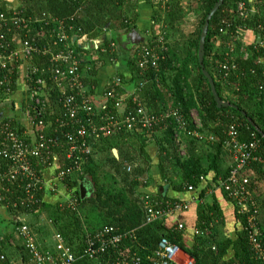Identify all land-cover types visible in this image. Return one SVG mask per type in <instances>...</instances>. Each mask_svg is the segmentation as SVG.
<instances>
[{"label": "built area", "instance_id": "obj_1", "mask_svg": "<svg viewBox=\"0 0 264 264\" xmlns=\"http://www.w3.org/2000/svg\"><path fill=\"white\" fill-rule=\"evenodd\" d=\"M14 1H0V105L14 103L15 108L10 114L13 115L14 125L3 122V116L0 119V206L13 218L14 233L22 240L34 264H76L79 259L96 260L105 256L111 258L101 264H143L142 257L136 251L127 254V250L122 248L125 238L133 239L136 247L143 248L137 240L136 229L118 233L113 226H104L87 234L86 246L76 256L59 233L55 234L54 250H42L36 234L27 224V216L40 212L39 205L47 194L55 196L58 205L77 211L79 197L70 185L83 175V166L90 154L89 140L93 136L113 134L122 129L138 128L151 134L171 128L174 139L180 145L181 156L185 153L183 139L200 140L203 137V128L195 121L192 112L188 117L178 108L153 112L141 97L142 89L149 82L143 76L144 72L153 70L157 73L162 55L167 52L163 36L153 35L150 43L146 41L132 51L130 59L143 76L137 86L122 92L121 79L115 76L108 84L110 88L96 99L83 82L84 73L80 69L82 59L70 45L67 30L73 28L74 16L48 20L46 14L42 13L41 16L32 17L25 13L18 1ZM237 1L233 0L232 6L223 8L216 36L228 35L230 41L245 42L242 33L253 30L245 28L243 23L253 15H259V6L264 5V0H240L235 4ZM44 21L57 24V31L52 29L48 35L54 39L53 44L58 45L56 51L52 52L49 47L41 45L46 33L38 26ZM77 43L88 49L87 34L77 38ZM252 44L253 50H264V34L257 36L255 33ZM231 51L223 54L221 60H216L224 81L232 73L239 72ZM34 54L49 55L47 69L32 65L30 60ZM258 62L264 64V58ZM15 75H18L16 79ZM258 89L261 90L262 85ZM52 90L58 92L55 100L61 110L55 115V126L45 119L46 96ZM16 94L21 95L19 101L15 100ZM108 99L113 102L115 115L106 111ZM128 100L133 106L130 110L126 105ZM11 108L3 107L4 111L0 110L6 115L5 109L11 111ZM240 126L235 120L223 126L221 144L231 155L233 164L225 176L217 179L214 187L233 203L237 213L245 217L248 243L254 256L264 262V233L260 231L257 221L259 206L249 181L243 178V169L260 161V140L254 132L250 133L249 140H241ZM135 166V163H125L127 172H132ZM204 180L201 176L200 181ZM138 181L146 183L147 178L140 176ZM187 191L193 193L196 188L188 186ZM136 196L145 225L160 222L175 212L189 208V202L160 199L151 193ZM183 228L184 225L179 223L175 230L181 231ZM4 243L5 237L0 235V262L6 259L2 249ZM180 252L177 245L162 237L153 252V264H194L192 259H175Z\"/></svg>", "mask_w": 264, "mask_h": 264}, {"label": "trees", "instance_id": "obj_2", "mask_svg": "<svg viewBox=\"0 0 264 264\" xmlns=\"http://www.w3.org/2000/svg\"><path fill=\"white\" fill-rule=\"evenodd\" d=\"M17 1L23 7L25 13L32 17L41 16L42 13L46 14V19L48 20L74 16L73 28L67 30L71 47L75 50L76 54L80 52L86 54L94 52L98 54L97 57L87 58V60H82L80 63V69L84 73L83 82L92 95H95L97 87L95 76L98 69L111 61L117 59L120 61V52L121 54L125 52L119 47L118 34L120 32L116 33L117 30H122L121 32L123 33L137 26L136 19L138 13L134 0ZM124 1L128 5L130 12L123 15L122 18L116 14L113 15L111 7L120 6ZM216 1L191 0L196 5H200L202 12L193 7L192 12L197 14L192 24L187 26V28L192 27L191 31L188 29V32L184 27L186 21L180 1L172 0L169 3L165 11V24H169V27L176 32H181L180 36L184 37L183 39L186 44L185 54L180 58L176 51L168 49L162 55L160 70L157 73L153 70L144 72L143 76L147 77L149 82L140 94H142L141 97H144V89L145 91L148 90L151 96H146L147 99L145 97L142 99L145 105L153 112H158L165 108H178L183 115L188 117L193 109H197L204 128L211 129L221 137L220 143L217 144L216 150L212 153L197 155L194 153L193 149L195 148H193V145L198 141L191 139L190 142H196L187 148L184 156H181L180 145L174 139L171 128L164 131H154L155 133L153 132L150 136H147L148 133L135 128L134 130L122 129L113 134H100L97 137H91L89 140L90 154L83 166V175L78 180L74 179L75 181L71 182L70 185L75 188V193L79 197L77 211H72L58 204H50L46 199H43L39 205L40 210L45 213L46 220L53 224L57 229V233L62 236L66 246L76 256L80 255L86 246L87 234L94 233L96 230L108 225L113 226L118 233H124L130 229L137 230L136 237L143 248L136 247L134 245L135 241L133 242L131 238H125L122 248L127 250V254L136 251L142 257L143 264H153V252L157 249L158 242L162 237L167 238L172 244L177 245L181 250L188 253L192 257L194 264H264V262L254 256L252 248L248 243L247 231L245 230V217L237 213L235 208L234 215L241 224V228L235 231L234 240L222 234L224 223L218 202L215 198L212 203L201 202L203 196H205V189H201L199 192L196 207V225L200 235L195 236L192 249L184 245L185 242L181 235L182 231L178 232L174 228H165L162 225L163 220L155 222L152 225L143 224V212L139 199L136 196L150 193L145 190L149 184V178L146 183L138 181L140 176L150 171L151 158L146 150L150 143H155L158 147V169L161 178L167 182L165 185L167 184L169 188L176 192L187 190L188 186L197 189L202 182L200 181V177L203 176L207 180L210 172L215 173L214 180L217 176H225L229 172V168H221L220 160L223 156L221 131L223 126L232 120L237 121L241 125L239 128L241 140H249L251 132H254L259 138L260 150L258 155L260 156V161L252 163L251 165L253 166L251 168L254 173L252 176L256 174L264 182V138L246 120L247 118L251 119L264 133V74H262L264 64L258 62L260 58H264V50H253V47L250 45L246 48L247 55L235 57L239 66V72L237 73L240 78L239 92H237V97L234 100L230 99L229 102L237 106V109L231 107L217 108L210 85L207 78L201 72L197 57L201 28L207 14ZM84 3L85 6L82 10L81 5ZM232 4L233 0H224L222 6L210 20L205 40L204 67L213 77L217 94L221 99H223L222 87L224 80L222 79L223 74L217 68L216 60H221L223 55L213 53L214 44L212 40L219 33V18L223 8L225 6H232ZM260 23H262L263 28H259ZM243 26L253 30L257 36H263L264 17H261L260 14H255L251 19L243 23ZM38 27H42L46 33V36L41 39V45L49 47L52 52L56 51L58 45H54V39L48 35L52 29L57 31V24L51 21H44ZM110 27L114 30V36L110 39L106 38L104 44L98 48L91 49L89 47L86 49L78 45L77 38L82 34H87L90 39H93L106 33L105 30L111 29ZM232 31L235 32V29ZM224 37L229 38L228 35ZM38 39L40 40V38ZM151 41L152 37L147 39V42L150 43ZM59 45L60 47L62 46L61 43ZM117 47L118 51H116ZM211 55L212 57H210ZM125 59L128 60V57ZM49 60V55L34 54L30 62L33 66L47 69L50 64ZM128 64L133 73L131 80L125 81L122 73H117L115 76L121 79L122 87L127 86L129 90H132L138 85L143 76H140V69L133 65L132 61L128 60ZM17 76L15 75L14 79ZM259 85H262L261 90L258 89ZM109 88L110 85H107L106 90ZM56 96H58L57 90H52L51 94L46 96L45 119L51 122L52 126L56 125L54 122L55 115L61 111L55 100ZM126 105L128 110L133 108L130 100L126 102ZM106 106L107 112L116 114L113 102L109 99ZM3 107L12 108L11 111L6 109V115L3 114V117L1 116L2 121L4 120L14 125L13 115H10L13 109H15L14 103L0 105L1 110H3ZM53 111L54 114L52 113ZM58 127L62 128L60 125ZM112 148L118 151L119 158L114 156ZM98 156L100 158H97ZM125 163H135L136 166L132 172H127ZM246 169L247 167L243 171ZM173 175L178 176L179 180L174 181ZM86 178L92 179L95 192L90 197L81 200L79 184ZM118 183H120V187H116ZM249 185H251V189L254 192V187L256 186L253 177ZM254 194L257 199L258 195L255 192ZM155 195L153 196L161 198L160 193L157 194L156 192ZM163 199L171 198L164 195ZM258 199V227L264 233V223L261 222L262 217L260 214L261 210L264 209V198L263 200ZM211 223L212 225H210ZM0 235L4 236L5 242H7V236L4 233ZM5 246L6 243L2 244L3 252L6 255ZM212 246L214 249H212ZM19 249L24 253L23 259L25 263L34 264L30 260L23 243ZM229 249L233 250L231 257L227 256ZM108 258L111 257H98L96 260L88 258L79 259L76 264H87V261H91L92 264H101V262H105ZM0 264L10 263L6 258ZM169 264L174 263L170 262Z\"/></svg>", "mask_w": 264, "mask_h": 264}, {"label": "crops", "instance_id": "obj_3", "mask_svg": "<svg viewBox=\"0 0 264 264\" xmlns=\"http://www.w3.org/2000/svg\"><path fill=\"white\" fill-rule=\"evenodd\" d=\"M137 3H138V10H137L138 16L136 19V25H137L136 27L139 29L140 34L143 33L145 35V37H143V36L142 37L144 38V42H146L147 39L152 36V34L149 32V29L151 28V23H152L151 17H152V12H153L154 8L152 7V4L150 2L148 3V1L145 2L143 0H137ZM106 31L107 30H105V32ZM120 33H122V32H120ZM103 37H104V39L107 38V36H102V38ZM94 42L96 43V41H94ZM97 47L95 46L94 48H97ZM80 54L84 55V60H87V58H90L86 55V53L80 52ZM120 55H121L120 61H119V59H117L115 61H111L107 64L102 65L98 69L97 74L95 76L96 80H97V87L95 89L96 99L101 97V95L105 91L107 85L111 82V80L115 77V75L117 73H122V75H124L125 81H129L132 79L133 73L130 70L129 64H128V60L132 61V59H129V58H128V60L125 59L128 57V54H124V55L120 54ZM132 64L134 65L133 61H132ZM122 88L124 89V90H122V92H125L126 90L129 91V88H127V86H123ZM144 94H146V95H144ZM143 96L147 99L146 96H151V95L149 94L148 90L145 91V89H144ZM20 97H21L20 94H16L15 100L17 101L18 99H20ZM153 106H154V104H153ZM150 135H152V133L148 134L147 136H150ZM214 136H215V133H211V137L213 138V140H215ZM220 138L221 137H219L217 135V137H216L217 143H220ZM198 142L201 143L200 141H198ZM196 145L198 146V144H196ZM197 146L194 147L195 149H193L194 153H196L197 155L198 154H204V152H202V148L197 149ZM216 146H217V144H216ZM221 146H222V144H221ZM113 149H115V148H112V152H113ZM146 150H147V152L151 158V166H150V171L148 173H145V175H143V177H146L147 179L149 178V184H148V186H146L145 190H147L148 192L155 195L156 192H157V194H159L160 186L167 187V190L165 192V196H168L171 199L189 202V208L186 211L175 212L174 214L166 217L165 219H163L162 225L167 229H169V228L175 229L177 224L182 223L184 225V228L181 230L182 232L178 231V229L176 231L181 232V235H182L183 240L185 242L184 245L186 247L192 249V246L194 245L195 236L200 235V233L197 229L198 227L196 225V223H197L196 207L198 204V200H194V199L199 197V192L201 191V189H205V196H203V200H201V202L202 203H212L214 201V198L216 199V201L218 202V205L220 207V210L222 212V216H223L224 225H223L222 234L224 236L229 237L232 240H234L235 239V231L239 230L241 228V224L235 218L233 203L230 202L227 199V197L220 190H218L214 187L215 182L217 181V179L220 176H217L216 179L214 180L215 173L210 172L207 176L208 177L207 180H204L200 183V186L196 189V192L192 193V192L187 191V190H184L182 192H176L173 189L169 188V186L167 184L165 185V183H167V182L161 178V175H160L159 169H158V158H157L158 147L156 146V144L150 143L147 146ZM222 152H223V156L220 160L221 168L222 169L230 168L233 164V160L231 158V155L228 153L227 150H225L223 148V146H222ZM224 155H225V157L228 158V161L224 157ZM100 157H101V155H100ZM100 157L98 156V158H100ZM115 157L119 158L118 151H117V156H115ZM252 166L253 165L247 167V169L245 171H243V175L246 174L248 176V177H246V179L249 182L253 177V181H254L255 186H256V185H258L256 183V181H259V176H257L256 174L254 176H252L254 174L252 171V168H251ZM172 178L174 181L179 180L178 176H176V175H173ZM45 199L50 204L56 205L58 203V199L52 195L45 196ZM160 199H163V197L161 196ZM263 211H264V209L261 212V217H262L261 222L262 223H264ZM1 213L2 214H0V218H1L0 220H2V222H4V224H3V226H2V224L0 225V228H1L0 234L4 233L7 236V242H5L6 243V246H5L6 258L9 260L10 264H26L25 260L23 259L24 253L21 252L19 249V247L22 245L23 242H21V239L18 238L14 233V229H13L14 228V220L7 211H6L7 214L5 212L4 213L1 212ZM44 214L45 213H43L42 210H40V212H38L37 214H32V215L27 216V220L29 219V221H30V227L32 228V230L36 234V236H38V234H37V232L34 231L33 226L31 224H33L34 221H38L40 219H44L45 221H47ZM30 219H33V221H31ZM85 227H86V225H85ZM46 249L54 250L53 247H46ZM18 251H20V252H18ZM179 255L182 257L183 260L184 259H192V257L188 253L184 252L183 250H181ZM232 255H233V250L229 249L227 256L231 257ZM86 263L92 264L91 261H89V262L87 261ZM93 264H95V263H93Z\"/></svg>", "mask_w": 264, "mask_h": 264}, {"label": "rangeland", "instance_id": "obj_4", "mask_svg": "<svg viewBox=\"0 0 264 264\" xmlns=\"http://www.w3.org/2000/svg\"><path fill=\"white\" fill-rule=\"evenodd\" d=\"M136 2L135 4V8L136 11L138 10V3L137 0H134ZM145 2L148 1V3L150 2L152 4V7L154 8L153 12H152V17H151V28L149 29V32L152 34V36L154 35V37H158L157 35L163 36V41L165 43V46L167 47V51L168 49L174 50L176 51V53L178 54V56L180 58H182L185 54V50H186V44H185V40L183 39L184 37L180 36L181 32H176L175 30L171 29L169 27V24H165L166 22V10L167 7L169 6V3L172 0H143ZM180 1V4L182 5V9H183V13L185 16V28L188 29L189 31H191L192 27L187 28L188 25L192 24V21L195 20L196 14L194 12H192L193 7L198 10L199 12L201 11V7L200 5H196L195 3L191 2V0H178ZM240 0H238L236 3H238ZM17 1H14V3ZM126 2L124 1V3L120 6H113L111 7V12L113 15H117L120 18H122L123 15L127 14L130 12V10L128 9V5L126 6ZM85 6V3L81 5V9L83 10ZM259 14L260 16L264 17V5L259 6ZM202 12V11H201ZM111 28V27H110ZM185 29V30H186ZM122 30H117L116 33L121 32ZM143 37H145V35L143 33H141ZM102 36H107V38H111L112 36H114V30L108 29L106 31V33H103L100 35V37H96L93 39H90L89 36H87V43H88V47H90L91 49H96L94 48L95 46H101L104 44V37L102 38ZM226 35H217L214 37V39L212 40L214 46H213V53H218L219 55H225V53L230 52L232 54V57L235 58L238 55H247L246 53V48L248 47V45H253L252 44V39L255 36V33L253 31H250V33L248 32H243L241 37L246 40L245 42H242L240 40H235V41H230L229 38L224 37ZM96 41V43L94 42ZM95 43V44H94ZM245 43V44H244ZM246 44H248L246 46ZM116 50V49H115ZM93 51V50H91ZM118 51V47L117 50ZM121 54V52H120ZM124 54H128V58H131V54H129V52H123ZM79 57L84 60V55L79 53ZM88 57L92 58L94 56L97 57V53L94 52H90L89 54H86ZM212 57V55L210 56ZM224 57V56H223ZM239 82H240V78L237 74V72L232 73V75L230 76L229 79H227L226 81L223 82V87H222V96L224 101L229 102L230 99L234 100L237 97V92H239ZM254 91V90H253ZM231 103V102H230ZM194 119L196 122L199 123V125H201L202 129V135L203 137L198 140L199 142L193 141L190 142L191 139H183L182 143L184 146V151H187V148L190 145H193V148L197 146V149L202 148V152H204V154L206 155V153H212L213 151L216 150V144H218L216 142V137L217 134L215 132H213L211 129L208 128H204L201 118H200V114L199 111L197 109H193L192 110ZM211 133H215V140H213L211 138ZM228 154V153H227ZM226 154V155H227ZM185 155V153H184ZM228 156V155H227ZM225 157V155H224ZM98 158V157H97ZM228 161V158L225 157ZM230 160V159H229ZM246 177H248L246 174L243 175V178L245 179ZM119 182V181H118ZM256 183L258 185H256V187H254V192L258 195L259 199L264 198V182L259 178V181H256ZM120 183L116 184V187H120ZM257 198V199H258ZM258 199V200H259ZM7 210H4L1 206H0V214H2L1 212H5L6 213ZM8 212V211H7ZM262 212V210H261ZM7 214V213H6ZM261 214V213H260ZM1 219V218H0ZM31 221H33V219H30ZM4 224V222H2V220H0V225ZM27 224L30 225V221L29 219L27 220ZM33 226V229L35 232H37L38 236L35 235L36 239H37V243H39L41 245L42 250H45L46 247H53L55 245V234L57 233V229L53 226V224L49 221H45L44 219H40L38 221H34L33 224H31ZM1 229V228H0ZM22 242V240H21ZM175 259H177L178 261H182V257L180 255L177 254V258L175 256Z\"/></svg>", "mask_w": 264, "mask_h": 264}, {"label": "water", "instance_id": "obj_5", "mask_svg": "<svg viewBox=\"0 0 264 264\" xmlns=\"http://www.w3.org/2000/svg\"><path fill=\"white\" fill-rule=\"evenodd\" d=\"M5 1L13 2L14 0H5ZM223 3L224 0H217L204 20V24L201 28V33L199 37L197 57H198V64L201 68V72L203 73L204 77L207 78L208 83L210 85V90L214 97V101L216 103L217 108L231 107L237 109V106H235L233 103L222 100L221 97L217 94L214 79L204 67L205 40L209 28V23L212 17L216 14V12L219 10V8L222 6ZM118 43L119 46L124 51L131 52L136 46L144 43V38L140 34L139 29L137 27H132L129 31L120 33L118 35ZM104 101H106V99H104ZM246 120L250 124V126L253 127L255 131L258 132L264 138V133L255 125V123L249 118H247ZM113 153L115 156H117L116 149H113ZM166 190L167 187L159 188V193L162 197H164ZM94 192H95V186L92 179L86 178L82 182H80L79 195L81 200L90 197Z\"/></svg>", "mask_w": 264, "mask_h": 264}, {"label": "flooded vegetation", "instance_id": "obj_6", "mask_svg": "<svg viewBox=\"0 0 264 264\" xmlns=\"http://www.w3.org/2000/svg\"><path fill=\"white\" fill-rule=\"evenodd\" d=\"M6 110V109H5ZM4 111V110H3ZM3 114H2V111L0 110V117L2 116Z\"/></svg>", "mask_w": 264, "mask_h": 264}, {"label": "clouds", "instance_id": "obj_7", "mask_svg": "<svg viewBox=\"0 0 264 264\" xmlns=\"http://www.w3.org/2000/svg\"><path fill=\"white\" fill-rule=\"evenodd\" d=\"M119 47H120V46H119ZM136 47H137V46H136ZM134 49H135V48H134ZM134 49H133V50H134ZM133 50H132V51H133ZM132 51H131V52H129V54H131V53H132Z\"/></svg>", "mask_w": 264, "mask_h": 264}]
</instances>
